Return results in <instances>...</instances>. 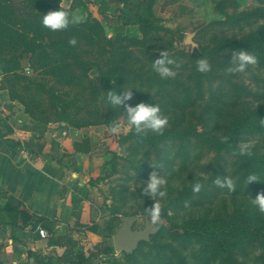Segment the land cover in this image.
Here are the masks:
<instances>
[{
  "label": "rangeland",
  "instance_id": "374dc122",
  "mask_svg": "<svg viewBox=\"0 0 264 264\" xmlns=\"http://www.w3.org/2000/svg\"><path fill=\"white\" fill-rule=\"evenodd\" d=\"M218 1L154 0L151 21L158 27L146 33L119 18L114 26L105 25L108 35L117 33L124 38L131 56L124 63L99 68L103 60H93L94 49L81 44L80 58L87 76L82 85L44 77L32 69L28 56L17 58V52L2 51L7 57H0V95L16 102L7 103L3 114L0 112L5 124L8 117L17 119L24 114L30 118L17 100V94L25 95L27 88L41 92L42 100L57 96L53 104H65L70 120L82 125L74 128L96 133L98 151L85 170L87 179L81 192L95 212L101 213L102 239L84 240L94 245L90 250L78 249L86 251L84 264H227L204 252L207 247L187 228L195 222L231 221L238 213L248 216L254 233L227 238L233 263L264 264L260 241L264 212L251 202L252 196L264 191V166L255 165L256 158H264V130L240 133L232 150L219 148V140L230 137L238 116L247 110L257 113L264 106V63L259 62L258 52L229 45L236 46L255 32L264 34V0H227L221 5L222 12L216 6ZM82 16L79 13L76 18ZM260 43L264 44V35ZM161 50L174 61L170 66L173 76L161 77L153 69ZM238 50L254 55L256 63L236 70L231 56ZM201 58L210 65L206 72L197 70ZM128 89L133 93L128 103H157L168 119L161 133L143 130L146 141L126 127L123 106L106 102L107 91ZM45 116L30 118L39 133L57 122L52 113ZM117 124L120 127L113 131ZM164 132L171 135L161 137ZM245 143L249 147L241 153ZM152 171L165 180L163 195L143 194ZM227 176L235 184L233 191L215 183ZM249 176L258 180L248 183ZM197 184L199 191H194ZM153 202L160 208L159 227L149 241L139 243L131 254L115 248V229L122 217L133 216L132 229L141 230L147 224L144 207ZM28 235L0 219V264H32ZM105 247L108 252L103 251Z\"/></svg>",
  "mask_w": 264,
  "mask_h": 264
},
{
  "label": "trees",
  "instance_id": "16d2710c",
  "mask_svg": "<svg viewBox=\"0 0 264 264\" xmlns=\"http://www.w3.org/2000/svg\"><path fill=\"white\" fill-rule=\"evenodd\" d=\"M60 1L22 0L21 5L24 10L18 12L12 4V0H0V57L5 59L7 57L2 52L3 50L12 55L17 52V58L28 56L29 64L33 70L38 71L44 77H51L55 81L66 85L73 83L82 85L87 82L85 71L83 72L85 67L82 62L84 60L80 58L79 46L81 44L94 49L97 55L93 57V60H103L99 68L108 65L109 67L110 65L114 66L113 64L119 62L124 63L130 58L131 51L128 50V43L124 42V38L120 34L108 35L103 23L90 13L83 20H76L60 6ZM119 1L135 16L134 24L137 25L139 32L146 33L158 27L151 21L154 0ZM226 2L227 0L218 1L216 6L219 11L222 12L221 5ZM60 7L67 13L69 24L62 30L53 31L41 23L42 16L49 11L58 10ZM263 35V33L255 32L248 35L238 45L235 46L234 43L229 45L232 48L255 49L259 54L256 55L259 58V62L264 63V44L260 43ZM2 66L3 64H1ZM3 68L5 67L3 66ZM3 68L1 73L5 71ZM27 90L25 88V95L22 93L17 94V100L24 106V112L31 119H46L43 117H47L45 115L52 113L55 118L54 121L67 122L72 127L82 126L70 120L65 104L60 106L53 104V101L56 98L58 99L57 96H52L50 97L51 99L47 97V99L42 100V98L40 99L41 92H29ZM252 130H264V106L257 113L247 110L238 116L233 124V129L229 133L230 137L219 140V148L234 149L232 142L235 137L242 132H250ZM134 135L136 138L146 141V136L142 132L137 133L134 131ZM169 135H171L170 132H164L161 137ZM255 165L264 166V158H256ZM82 196L86 198L83 193ZM8 198L10 200L0 205V219L4 223L11 225L12 229L17 227L19 230H24L27 225L35 227L37 224L32 222L34 215L20 201L15 200L11 196H8ZM95 214L97 213L92 208V221H94ZM247 217L246 214L238 213L231 221H216L205 224L195 222L187 229L189 234L203 242L204 248L207 247V251L204 250V252H209L213 258L221 257L227 264H235L233 263L234 260L231 259L230 244L227 238H234L240 235L251 236L254 233L251 221ZM85 227L91 230L96 229L94 224L85 225ZM154 233L150 234V237ZM260 241L264 245V236L260 238ZM103 251L108 252L109 248L105 247ZM87 258L88 256L84 252L78 251L71 264H84ZM33 259L34 264H56L54 261L46 260L44 256L40 255L34 256Z\"/></svg>",
  "mask_w": 264,
  "mask_h": 264
},
{
  "label": "crops",
  "instance_id": "0c3cea01",
  "mask_svg": "<svg viewBox=\"0 0 264 264\" xmlns=\"http://www.w3.org/2000/svg\"><path fill=\"white\" fill-rule=\"evenodd\" d=\"M60 6L78 21L90 13L104 26H114L119 18L137 27L135 16L119 0H61ZM79 13L83 15L81 19L76 18ZM7 103L16 102L0 95L1 114ZM3 120L0 118V205L11 196L34 215L32 222L37 225L24 229L29 234L27 252L32 264L36 255L56 264H71L79 248L94 247L85 239H102L101 213L95 214L92 221V205L81 192L87 179L85 170L95 161L98 151L94 145L96 133L60 122L39 133L24 114L17 119L8 117L7 124ZM91 224L95 230L85 227ZM39 226L46 230V237L38 234Z\"/></svg>",
  "mask_w": 264,
  "mask_h": 264
},
{
  "label": "clouds",
  "instance_id": "9594fccd",
  "mask_svg": "<svg viewBox=\"0 0 264 264\" xmlns=\"http://www.w3.org/2000/svg\"><path fill=\"white\" fill-rule=\"evenodd\" d=\"M75 22V21H73ZM41 23L53 30H62L69 24V18L67 13L61 9L52 10L43 14ZM74 43V41H72ZM231 58L236 62V70H244L247 65L256 63V57L249 53L247 50L234 51ZM174 61L168 56V53L164 50L160 51L158 58L153 61V69L161 77L173 76L174 72L170 67ZM210 68L207 60L201 58L197 62V70L200 72H206ZM130 89V88H129ZM123 90L122 93H118L115 90H109L106 92V102L112 106H123L125 114L126 127L135 130L137 133L143 130H150L152 132L161 133L168 123L166 116L161 114L160 106L157 103H146L140 101L136 104L128 103L133 96L132 91ZM120 125L114 126L113 131L119 128ZM248 144H242L240 147L241 153H244L248 149ZM258 180L255 176L248 177V183ZM165 183L164 178L159 176L155 171L149 174L148 180L145 183L143 194L154 197L157 194L163 195L161 191L162 185ZM215 183L221 188H227L229 191L235 190V184L233 180L227 176L225 178H217ZM200 185L194 186V191H199ZM252 196V195H251ZM252 204L257 207L260 212H264V191L257 192L255 196H252ZM144 214L146 222L157 226L160 208L155 202L150 207H144Z\"/></svg>",
  "mask_w": 264,
  "mask_h": 264
},
{
  "label": "water",
  "instance_id": "95a60500",
  "mask_svg": "<svg viewBox=\"0 0 264 264\" xmlns=\"http://www.w3.org/2000/svg\"><path fill=\"white\" fill-rule=\"evenodd\" d=\"M21 0H12L14 8L19 12L24 10V7L20 4ZM134 221L133 216H124L122 217L121 225L116 229L114 235V245L115 248L120 249L126 253H131L136 249L139 242L149 241L150 234L154 233L157 226H153L150 223H147L146 226L139 229H132V222Z\"/></svg>",
  "mask_w": 264,
  "mask_h": 264
},
{
  "label": "built area",
  "instance_id": "2783aa9c",
  "mask_svg": "<svg viewBox=\"0 0 264 264\" xmlns=\"http://www.w3.org/2000/svg\"><path fill=\"white\" fill-rule=\"evenodd\" d=\"M37 231H38V234H39L41 237H46V236H47V232H46V230H45L43 227L39 226V227L37 228Z\"/></svg>",
  "mask_w": 264,
  "mask_h": 264
}]
</instances>
